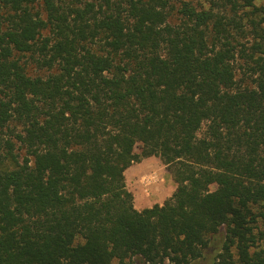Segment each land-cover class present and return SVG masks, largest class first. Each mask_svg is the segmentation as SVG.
<instances>
[{"label": "trees", "instance_id": "16d2710c", "mask_svg": "<svg viewBox=\"0 0 264 264\" xmlns=\"http://www.w3.org/2000/svg\"><path fill=\"white\" fill-rule=\"evenodd\" d=\"M257 1L0 0V264H264Z\"/></svg>", "mask_w": 264, "mask_h": 264}, {"label": "rangeland", "instance_id": "374dc122", "mask_svg": "<svg viewBox=\"0 0 264 264\" xmlns=\"http://www.w3.org/2000/svg\"><path fill=\"white\" fill-rule=\"evenodd\" d=\"M263 1L258 0L257 4H262ZM235 73L237 79L242 77L243 65L241 61L236 64ZM203 131L204 126L199 135ZM124 175L126 188L133 195L134 207L137 210L151 207L154 204H162L175 190L176 185L173 182L170 171L155 157L147 158L131 165ZM210 189L213 191L215 186H211ZM258 225L260 229H263L264 224L261 221ZM209 259V256H207L195 264H209Z\"/></svg>", "mask_w": 264, "mask_h": 264}, {"label": "crops", "instance_id": "0c3cea01", "mask_svg": "<svg viewBox=\"0 0 264 264\" xmlns=\"http://www.w3.org/2000/svg\"><path fill=\"white\" fill-rule=\"evenodd\" d=\"M141 205V204H140ZM148 208V207H147ZM144 209V208H143ZM142 210V209H141Z\"/></svg>", "mask_w": 264, "mask_h": 264}]
</instances>
